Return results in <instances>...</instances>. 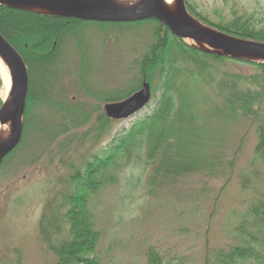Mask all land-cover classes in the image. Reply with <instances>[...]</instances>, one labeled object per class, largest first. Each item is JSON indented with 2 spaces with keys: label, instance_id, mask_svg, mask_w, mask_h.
Here are the masks:
<instances>
[{
  "label": "rangeland",
  "instance_id": "rangeland-1",
  "mask_svg": "<svg viewBox=\"0 0 264 264\" xmlns=\"http://www.w3.org/2000/svg\"><path fill=\"white\" fill-rule=\"evenodd\" d=\"M129 1L114 2L125 5ZM182 5L196 25L227 39L233 40L195 16L217 24L236 12L264 26V0H182ZM148 20L79 26L57 51L54 68L58 73L49 92L52 101L32 104L30 126L22 130L23 143L0 169V264H56L39 231L45 207L57 211L64 204L62 196L75 188H71L70 177L75 171H84L97 157L106 158L103 162L111 159L107 166L102 165V174L105 180L114 177L88 205L94 231L99 234L98 264H146L149 250L158 253L162 264H219L218 253L234 245L233 231L239 220L254 201L264 197V156L255 155V124L241 118L215 122L214 130L206 136L204 144L213 165L179 177L166 187L162 182L153 185L157 178H152L144 148L133 147L118 163L114 140L137 119L150 114L152 99L149 108L112 121L105 132L98 131V118L106 104L125 100L147 83L139 75V64L153 44L154 24ZM42 38L36 37L32 45L43 46ZM189 41L185 42L198 50L217 52ZM236 67L239 72L256 71L254 67ZM133 86L138 89L126 98L103 100L118 97ZM193 100L208 99L197 92ZM260 111L264 113V97ZM106 149L113 150L108 153ZM55 240L53 246L58 244Z\"/></svg>",
  "mask_w": 264,
  "mask_h": 264
},
{
  "label": "trees",
  "instance_id": "trees-1",
  "mask_svg": "<svg viewBox=\"0 0 264 264\" xmlns=\"http://www.w3.org/2000/svg\"><path fill=\"white\" fill-rule=\"evenodd\" d=\"M193 12L191 8V13L196 15ZM195 17L225 36L264 44V26L256 25L251 17L233 12L232 18L217 24L207 22L202 15ZM148 21L154 24L153 44L139 64V75L150 85L153 108L150 114L137 119L129 130L114 140L118 163H122L133 147L144 148L152 178H157L153 185L162 182L166 187L179 177L202 172L213 165L204 144L206 136L208 138L214 130L215 122L237 118L255 124V155L264 156V113L260 111L264 97V63L198 50L170 34L156 20ZM91 23L0 6V35L20 54L28 72L23 131L30 126L28 118L32 104L52 101L50 88H53V77L58 73L57 67L54 68L57 51L79 26ZM38 36L43 37L45 44L37 48L32 42ZM237 65L254 67L256 71L254 74L239 72ZM137 89L138 86H133L118 97L103 100L119 101ZM197 92L207 96L208 100L194 101ZM66 118L64 115L63 120ZM98 121L101 123L99 132L107 131L113 123L104 112ZM22 143L23 140L3 159L0 169ZM112 150L106 149L105 152L111 153ZM105 159L97 157L92 164L86 165L84 171H75L69 179L71 188H75L62 196L64 204L57 211L48 210L49 205L45 207L39 231L44 245L55 255L56 264H98L95 254L99 234L94 231L88 205L90 198L114 179L105 180L103 177L102 165L111 162V159L103 162ZM53 239L56 243L58 241L57 246H53ZM233 241L234 245L218 253L219 264L245 261L264 264V197L254 201L239 220L233 231ZM146 264H162V258L154 250H149Z\"/></svg>",
  "mask_w": 264,
  "mask_h": 264
},
{
  "label": "water",
  "instance_id": "water-1",
  "mask_svg": "<svg viewBox=\"0 0 264 264\" xmlns=\"http://www.w3.org/2000/svg\"><path fill=\"white\" fill-rule=\"evenodd\" d=\"M0 6L97 23H129L155 19L173 36L183 41L191 40L205 44L216 50V54L234 58L246 55L264 60V44L227 39L214 32L203 30L194 22L189 24L180 21L165 9L161 0H139L134 5H121L112 0H0ZM180 6L183 9L182 0ZM0 57L8 66L11 77L9 94L0 108V123H11L10 138L0 143L1 163L2 159L16 148L22 137L28 73L20 54L1 35ZM150 101V87L147 83H143L139 91L123 101L106 104L103 111L109 120L121 121L144 109Z\"/></svg>",
  "mask_w": 264,
  "mask_h": 264
},
{
  "label": "bare ground",
  "instance_id": "bare-ground-1",
  "mask_svg": "<svg viewBox=\"0 0 264 264\" xmlns=\"http://www.w3.org/2000/svg\"><path fill=\"white\" fill-rule=\"evenodd\" d=\"M113 2L116 0H112ZM163 6L165 9L176 19L180 21L187 22L189 24H193V21L191 18H188L182 7L180 6L181 0H161ZM139 0H137L135 3L133 0L126 2L125 5H134L137 4ZM196 25V24H195ZM194 44L198 45H205L202 43H195L193 41H189ZM242 59V58H241ZM0 78L3 82V89H2V97L3 100L5 97L9 94L10 88H11V77L9 73L8 66L4 63L3 59L0 57ZM11 136V123H0V143L7 141Z\"/></svg>",
  "mask_w": 264,
  "mask_h": 264
}]
</instances>
